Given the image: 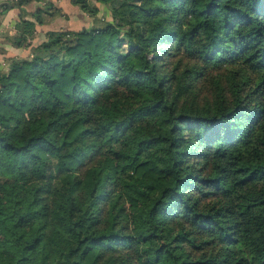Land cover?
Segmentation results:
<instances>
[{"label":"trees","instance_id":"1","mask_svg":"<svg viewBox=\"0 0 264 264\" xmlns=\"http://www.w3.org/2000/svg\"><path fill=\"white\" fill-rule=\"evenodd\" d=\"M71 1L0 69V264H264V0Z\"/></svg>","mask_w":264,"mask_h":264},{"label":"crops","instance_id":"2","mask_svg":"<svg viewBox=\"0 0 264 264\" xmlns=\"http://www.w3.org/2000/svg\"><path fill=\"white\" fill-rule=\"evenodd\" d=\"M3 1L10 2L13 0H0V3ZM45 2H49L52 7L49 14L42 16V22L34 23L31 35L23 40L15 27L19 12L21 10L29 11L32 7L43 5ZM2 6L0 5V69L9 57L28 56L32 47L45 39L48 32L59 27L71 29L89 27L92 22L98 20V18L88 16L71 0H33L29 3H21L18 7L9 4V7L4 10H1ZM52 11L55 12L52 13ZM25 17L31 18L28 15Z\"/></svg>","mask_w":264,"mask_h":264},{"label":"rangeland","instance_id":"3","mask_svg":"<svg viewBox=\"0 0 264 264\" xmlns=\"http://www.w3.org/2000/svg\"><path fill=\"white\" fill-rule=\"evenodd\" d=\"M96 15L98 16V18L100 19V21L102 20H110L111 19V16H110V11H109V8L106 4H98V11L96 13ZM100 21H94L92 22L91 25H98L100 24ZM121 46L124 47V44L122 43Z\"/></svg>","mask_w":264,"mask_h":264},{"label":"water","instance_id":"4","mask_svg":"<svg viewBox=\"0 0 264 264\" xmlns=\"http://www.w3.org/2000/svg\"><path fill=\"white\" fill-rule=\"evenodd\" d=\"M19 1H20V0H13V1H10L9 4H10V5H15V6L18 7V6H19Z\"/></svg>","mask_w":264,"mask_h":264}]
</instances>
